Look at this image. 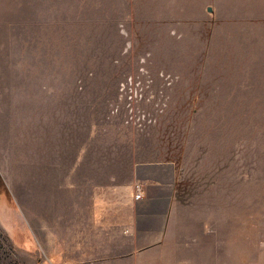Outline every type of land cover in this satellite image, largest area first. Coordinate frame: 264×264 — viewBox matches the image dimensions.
I'll return each instance as SVG.
<instances>
[{
    "label": "rangeland",
    "instance_id": "obj_1",
    "mask_svg": "<svg viewBox=\"0 0 264 264\" xmlns=\"http://www.w3.org/2000/svg\"><path fill=\"white\" fill-rule=\"evenodd\" d=\"M139 160L175 181L128 254ZM0 176V264H264V0H0Z\"/></svg>",
    "mask_w": 264,
    "mask_h": 264
},
{
    "label": "crops",
    "instance_id": "obj_2",
    "mask_svg": "<svg viewBox=\"0 0 264 264\" xmlns=\"http://www.w3.org/2000/svg\"><path fill=\"white\" fill-rule=\"evenodd\" d=\"M132 172L135 182L142 183L144 196L134 200L133 188L126 193L122 202L129 211L112 223L122 227L124 242L130 245L128 254L149 249L161 240L175 181L174 165L168 161H135Z\"/></svg>",
    "mask_w": 264,
    "mask_h": 264
},
{
    "label": "built area",
    "instance_id": "obj_3",
    "mask_svg": "<svg viewBox=\"0 0 264 264\" xmlns=\"http://www.w3.org/2000/svg\"><path fill=\"white\" fill-rule=\"evenodd\" d=\"M144 196V192H143V188L141 183L136 182V184L134 185V194H133V198L134 200H140L142 199Z\"/></svg>",
    "mask_w": 264,
    "mask_h": 264
},
{
    "label": "trees",
    "instance_id": "obj_4",
    "mask_svg": "<svg viewBox=\"0 0 264 264\" xmlns=\"http://www.w3.org/2000/svg\"><path fill=\"white\" fill-rule=\"evenodd\" d=\"M1 184H2V179H1V176H0V187H1Z\"/></svg>",
    "mask_w": 264,
    "mask_h": 264
},
{
    "label": "water",
    "instance_id": "obj_5",
    "mask_svg": "<svg viewBox=\"0 0 264 264\" xmlns=\"http://www.w3.org/2000/svg\"><path fill=\"white\" fill-rule=\"evenodd\" d=\"M210 10V9H209Z\"/></svg>",
    "mask_w": 264,
    "mask_h": 264
}]
</instances>
